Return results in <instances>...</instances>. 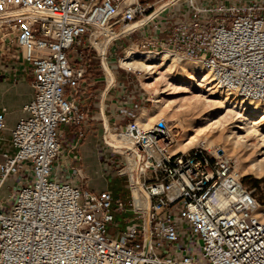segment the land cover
I'll return each instance as SVG.
<instances>
[{"label":"built area","instance_id":"2783aa9c","mask_svg":"<svg viewBox=\"0 0 264 264\" xmlns=\"http://www.w3.org/2000/svg\"><path fill=\"white\" fill-rule=\"evenodd\" d=\"M147 18L134 29H147L132 44L136 50L186 57L216 88L264 103V0H0V53L12 47L33 76L26 116L10 132L15 153L0 162V188L26 165L32 179L7 210L0 202V264H264V213L233 161L199 146L172 153L174 135L163 120L139 127L147 99L129 69L123 70L130 86H121L112 124L106 123L128 148L121 151L126 167L129 157L133 165L127 181L135 218L109 235L112 211L124 204L108 191L95 194L58 179L59 128L90 120L78 95L90 50L102 69L92 37L101 48L109 41L107 62L110 47L133 30L118 32ZM111 74L106 90L104 71L102 102L116 85ZM136 181L150 200L148 231L147 201Z\"/></svg>","mask_w":264,"mask_h":264},{"label":"crops","instance_id":"0c3cea01","mask_svg":"<svg viewBox=\"0 0 264 264\" xmlns=\"http://www.w3.org/2000/svg\"><path fill=\"white\" fill-rule=\"evenodd\" d=\"M139 2L148 4L152 0H139ZM145 31L140 30L134 33L133 30L120 40L129 39L132 41V45L134 44V38L131 37H134V34L139 37ZM115 44L110 47L109 52L114 53L113 46ZM89 69H92L90 65H88ZM32 80L33 76L30 66L21 60L19 54L0 53V116H3L5 120V128L0 131V162L4 153L9 155L15 153V149L10 142V132L16 122L26 116L22 109L32 99ZM102 80L104 79L101 77L94 79L90 74H86V81L78 95V103L82 110L89 112L90 120L80 127L59 128L58 137L61 149L53 168L58 172V179L60 181H69L74 185H77L78 182L75 179H70L68 176L73 170L82 168L89 178V183L84 189L95 194L108 191L112 195L114 202L120 201L124 204V210L112 211L113 221L108 225V233L111 236H117L136 216L135 211L133 212L131 208L129 184L125 183L127 180L119 177L122 174L114 175L111 180L103 183L100 168L103 164H109V166H114L118 169L119 164L125 162V159L119 153L117 154L123 157V159L112 155L115 154L112 148H108L112 151L111 153L107 149L100 147L97 142L98 133L102 131L103 134V118L100 110L102 109L104 119L111 126L112 122L110 119L116 114V107L120 98V88L121 86H130V83L125 80V76L124 81L121 83H118L115 79V87L111 89L106 95L104 102H102L101 95L105 89V82L102 83ZM98 81L102 83V89L95 87V83ZM93 87L95 88L93 89ZM97 93H99L98 96H96ZM31 182L32 179L27 165L24 166L19 174L10 175L0 188L2 211L7 210L13 204L17 193L22 188L31 185ZM122 183L125 184L127 189L126 196L122 194L123 190L119 186ZM133 197L136 199L134 194Z\"/></svg>","mask_w":264,"mask_h":264},{"label":"rangeland","instance_id":"374dc122","mask_svg":"<svg viewBox=\"0 0 264 264\" xmlns=\"http://www.w3.org/2000/svg\"><path fill=\"white\" fill-rule=\"evenodd\" d=\"M131 38H134V41H135L137 40L138 36L134 34V37H131ZM131 43L132 41L129 39L119 40L118 43L113 46V49L115 50L114 53L108 52L107 54L106 61L108 62L109 68L111 70L112 69L114 70L115 79L118 83L123 82L124 76H125V72L123 70L125 69V67L121 66L119 62L120 58L125 57L128 50H132L137 54L142 53V55H146V53H143V51L136 50L134 48V45H131ZM86 52H84V55L88 53ZM8 53L10 54L14 53V50L12 47L10 48ZM147 54H151V53H147ZM152 54H156V55L166 54L167 56L172 57L175 63L171 67H169L170 64H168L166 67L164 66L159 67L158 71L153 69L152 71H149L148 73L142 70L133 71L131 72L132 82L140 89V92L144 94L145 98L147 99L144 104V108L153 107L154 106L153 101L157 100L158 98L165 99V100L167 99L172 100V102H170L169 105L167 103L164 104V106L168 105V109L164 111L163 114L160 115V117L156 118V122L158 120H163V121L172 120L168 122V124L175 123L176 121H179L181 123L178 127V130L172 131L174 135L173 136L174 144L171 149V152L174 153L172 150L175 147L181 148V152H186L194 147H197L195 142L190 141V138L193 136L197 137L198 139L207 138L211 142V146H210V149H208V152L211 155L215 156V154L211 153L214 150L213 152H215L216 154L221 153L224 156L230 158L233 161L235 168L238 171V174L242 177L243 184L252 192V195L256 199L257 203L260 206L264 207V176L260 178H256L248 174V169L250 168L251 163L256 162L257 160L259 161L261 159L262 160L264 159V154L259 153V151L264 152V149L260 150L258 148L259 147L257 145L259 144L258 139L256 137H250L249 140L245 143L237 142L235 144H232L233 140H231L228 144L227 143L225 144L226 146L224 145L223 143L224 140H222L223 138L220 140V137H223L222 136L223 134L224 136H226L228 134V131H230V128H232L235 125L234 123L237 118V115H234L232 119H230V121L226 122L224 124L225 127L213 125V126H209L203 129L204 131L197 132L198 130L197 128L200 127V124L205 122V121H202L203 115L207 113L208 111H210L212 108H207L206 106L201 105V103L196 104L193 100H191L190 97L192 96V94L190 93V89H189L190 87H188V85H183L179 81L180 79H177V78L175 79L174 77L176 76L177 73L180 72L181 68L188 70L189 65L194 66V67L200 66V65L194 61H191L190 59L186 57H183L180 55H173L168 52L152 53ZM88 58H87V63L88 65L92 67V69H89L87 71V74H90L94 79H99L100 77L104 79L105 78L104 71L100 68V61L98 59L97 53L94 50H90ZM119 65L122 69L119 68ZM153 65H156V64L153 63ZM183 79L187 81L185 75L183 76ZM102 83H104V80H102ZM102 83L100 81L96 82L95 87L97 89H102L103 87L101 85ZM147 83L152 84V85L147 86L146 85ZM95 87H93V89ZM98 95L99 93L96 94V96ZM97 112H99V110H97ZM219 114H220L219 117H221L222 115L225 114V112H222ZM142 129L147 130L146 128H143V127ZM260 130L264 132V125L260 127ZM177 131L179 134L178 136L175 137V135L177 134ZM111 133L112 134L114 133L115 135H117L115 132L111 131ZM107 137H108V134H107ZM97 144L100 147H103V149L105 148L108 151H110L109 150L110 147H108L102 140V131L98 133ZM110 152L112 153V151ZM112 155H115L119 159H123V157H121L117 153L112 154ZM128 161L129 162H128L127 167L125 165V162H123L122 164H119L118 169H116L114 166H109V164H103L100 168L101 179L103 183H106V181L111 180L112 177H114V175H118V174H122V176H119V177L124 178V180H127V177L129 176V181L131 182L130 177L132 174H130L129 172H131L132 163L130 162V160ZM263 163L264 161L262 162V165L264 168ZM68 177L70 179H75L78 182V184L82 186L83 188H85L89 183V178L88 176H86L82 168H77L76 170H73L71 174H69ZM126 182L128 183V181H125V183ZM119 186L123 190L122 194L126 196L127 189H126L125 184L122 183ZM136 193H133V194L135 198H138L140 201L139 193L138 192ZM140 205H141V202H140ZM262 211L264 213V210Z\"/></svg>","mask_w":264,"mask_h":264},{"label":"bare ground","instance_id":"6f19581e","mask_svg":"<svg viewBox=\"0 0 264 264\" xmlns=\"http://www.w3.org/2000/svg\"><path fill=\"white\" fill-rule=\"evenodd\" d=\"M102 43H103L102 40L95 39V36L92 37V44L95 46V48L98 51L101 52L103 50V48H101ZM119 62L121 66L125 67L126 69H129L131 72L142 70V71H146V73L152 71L153 69L158 71L159 67L162 66L166 67L168 64H170L169 67H171L175 63L174 59L170 56H167L166 54L156 55L152 53L151 54L146 53V55H142V53L137 54L132 50H128L125 57L120 58ZM104 63L106 68L108 69V72L111 73L112 70L108 68V64L107 62H105V58H104ZM153 63H155L156 65H153ZM184 75L186 76L187 81L183 79ZM174 78L180 79L179 81L183 85H188V87H190L189 88L190 93L192 94L190 99L193 100L196 104L201 103V105L206 106L207 108H212L210 111H208L203 115L202 121L205 122L200 124V127L197 128L198 129L197 132L204 131L203 129L213 125L224 126V124L230 121V119H232L234 115H237V118L234 123L235 125L232 128H230V131H228V134L226 136H224L223 134L222 135L223 137H220V140L223 138L222 140H224L223 143L225 145L226 143L228 144L231 140H233L232 144H235L237 142L245 143L249 140L250 137H256L259 143L257 144L259 146L258 148L260 150L264 149V132L260 130V127L264 125V103L244 101L239 97L237 98V96L234 94L236 96L235 97L231 92L216 88L215 85L213 84L212 78L209 75V73H207L201 66L194 67L189 65L188 70L181 68L180 72L177 73ZM106 79L110 81V77L108 76V74L106 76ZM146 85L150 86L152 84L147 83ZM170 102H172V100L170 99L165 100L158 98L157 100L153 101L154 103L153 107L142 109L140 115L136 119V123L138 124V126L141 128L143 127L146 129L148 128L151 129L156 123V118L160 117V115H162L163 112L168 109V105ZM165 103H167L168 105L164 106ZM222 112H225V114L219 117L220 116L219 113ZM170 121L172 120H167L165 122L168 124V122ZM170 124H168V126L173 131V130H178V127L181 123L179 121H176L175 123H172L171 126ZM178 134L179 133L177 131L175 137L178 136ZM106 139H107V134H106ZM107 140L110 143L117 146L126 145L123 138H121L118 134L117 135H115L114 133L112 134L111 131L108 132ZM190 141L195 142L196 146H199L206 151H208V149H210L211 146V142L207 138L198 139L197 137L193 136L190 138ZM113 151L115 153L122 154L121 149H113ZM172 151L174 153L177 152L180 153L181 148L175 147L173 148ZM213 151L211 153L216 155V153ZM259 153L264 154V152H260V151ZM128 160H130L131 162L130 157L128 158ZM263 161L264 159L263 160L261 159L259 161L257 160L256 162L251 163L250 168L248 169V174L256 178H260L264 176V168L262 165ZM132 169H133V165L131 167V171ZM130 178L132 182L133 181L132 175ZM133 192L136 193L138 192V190L133 189ZM135 203L136 206H140V201L138 198L135 199ZM260 209L264 210V207L260 206Z\"/></svg>","mask_w":264,"mask_h":264},{"label":"water","instance_id":"95a60500","mask_svg":"<svg viewBox=\"0 0 264 264\" xmlns=\"http://www.w3.org/2000/svg\"><path fill=\"white\" fill-rule=\"evenodd\" d=\"M150 18V17H149ZM149 18L139 22V23H135V24H132L128 27H126L125 29L121 30L118 32L117 34V37H120L122 35H124L125 33L131 31V30H134L142 25H144L148 20ZM109 41L106 43V45L104 46L102 52H101V67L102 69L108 74V76L110 77V81H109V84L107 85L106 87V90H108L112 84H113V76L110 72H108V69L106 68L105 66V63H104V56H105V51H106V47L108 45ZM101 112V115H102V118H103V134H102V140L103 142L110 148H113V149H121V150H128V148L124 147V146H117V145H114L112 143H110L107 139H106V134L108 133V126H107V123H106V120L104 119V116H103V112H102V109L100 110ZM137 161H139V155L137 156ZM136 185L138 186L139 190L141 191V193L145 196L146 198V201H147V209H146V227H147V231H148V228H149V220H148V216H149V207H150V200H149V197L146 195V193L142 190V188L139 186V183L138 181H136ZM148 241V240H147Z\"/></svg>","mask_w":264,"mask_h":264}]
</instances>
